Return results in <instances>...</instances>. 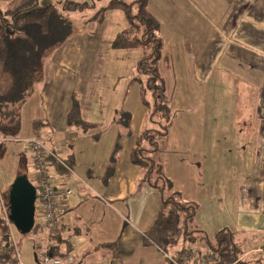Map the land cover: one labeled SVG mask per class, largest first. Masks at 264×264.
I'll list each match as a JSON object with an SVG mask.
<instances>
[{
	"label": "crops",
	"instance_id": "crops-1",
	"mask_svg": "<svg viewBox=\"0 0 264 264\" xmlns=\"http://www.w3.org/2000/svg\"><path fill=\"white\" fill-rule=\"evenodd\" d=\"M1 1L8 3L11 0ZM148 9L160 22L164 51L171 57V69L163 68L167 82L172 83L171 88L168 87L171 111L175 108L178 111L189 109L191 116L196 111L199 119L209 118L213 104L220 108L230 107L234 111L232 117L221 119L224 122L220 130L214 134L210 132L209 137L189 132L190 165L195 164L197 169L192 171L199 172L202 167H198L205 163L210 153L214 152L219 157V162L212 166L216 175L212 174L210 179L219 177L220 182L222 179L229 181L231 172L241 180L237 198L239 216L232 230L235 234L236 230L243 228L253 229L246 224L247 221L264 219V0H148ZM113 11L108 10L105 17L119 18L111 15ZM88 19V24L96 23L94 32L74 29L61 47L45 57L48 64L44 62L43 69L47 71L43 81L40 80L39 99L42 102L41 118L49 125L35 130L33 120L36 118H27L26 122L24 117L17 118L19 104L2 105L0 142L11 140L2 134L10 125L8 120L19 121L21 125L23 122L31 123L30 134L19 139L24 153H29L30 161L32 154L26 139L35 133L42 134L43 128L47 137L51 140L56 138L51 146L48 145L62 155L71 170L51 161L49 172L55 189L71 188L72 194L60 206L62 220L57 231L50 236L49 244L59 245L61 251L67 253L64 258L73 256L71 264H164L166 255L158 246L146 243L144 238L145 232L155 222L162 196L151 185H140L142 167L132 162L130 156L148 121V109L142 101L141 83L137 79L140 77L128 80L126 74H120L119 77L126 80L125 87H130L129 91L126 90L127 94L122 97L118 93L109 101L101 98L91 103L88 108L93 118L86 116L84 103L80 102L82 116L98 122V128L86 132L69 126L67 122L77 84L82 78H89L90 66L95 60L94 55H87L84 48L88 43L98 46L102 41L100 35L107 32L103 22ZM128 49L135 48L117 50ZM168 74L171 80H168ZM230 83L235 84L232 89L228 87ZM37 90L34 83L29 94H35ZM226 90L234 92V99L222 101L226 103L217 102L222 99L218 94ZM208 95L215 97L211 104L208 103ZM208 105V111H200ZM120 109L130 113L128 129L115 120ZM110 124L113 130L108 143L93 146L91 152L98 153V156L84 164L79 163V147L75 138L59 134L63 128H72L79 139L89 141V138H98L104 127L107 129ZM119 131L123 132L122 149L114 175L105 182L103 177ZM97 132L100 134L96 135ZM63 144L68 146V150L61 147ZM3 150L6 148L0 145L2 154L5 153ZM232 151L238 163H230ZM24 162L27 163V159L23 155L21 165ZM83 229L90 233V238L77 248L81 243L77 244L76 238L83 234ZM61 243L66 247L62 248ZM252 250H246V253Z\"/></svg>",
	"mask_w": 264,
	"mask_h": 264
},
{
	"label": "trees",
	"instance_id": "trees-1",
	"mask_svg": "<svg viewBox=\"0 0 264 264\" xmlns=\"http://www.w3.org/2000/svg\"><path fill=\"white\" fill-rule=\"evenodd\" d=\"M40 3L41 0H11L8 3L0 0V106H14L25 100L43 70L46 55L61 47L74 33V25L66 12L82 11L90 4L87 1L59 0L41 7ZM111 9L123 10L129 22L127 28L116 33L112 46L143 50L137 66L146 79H137L141 83L142 101L148 109V120L154 125L142 131L130 155L132 162L142 167L140 185L149 184L162 196L155 222L145 232V242L158 246L167 255L164 264H197L189 258L192 246L197 242L201 244L199 254L212 257L205 264H264L263 255L250 257V253L235 241L232 229L220 228L210 238L203 229L191 226L198 204L182 199L181 192L165 175L154 154L159 150L156 137L167 134L172 118L171 92L163 74V68L171 69V57L164 51L160 22L149 11L148 0H108L88 20L103 22L105 13ZM146 88L151 89L152 101L146 97ZM115 120L122 127L130 128L131 116L125 109L117 111ZM67 122L69 126L86 132L99 126L98 122L82 116L76 95L72 97ZM48 125L44 118L33 120L35 130ZM122 135L121 131L117 134L103 177L105 182L115 173L122 149ZM6 203L9 205L8 197ZM50 253L62 258L67 254L59 245L52 243ZM0 264H20L17 245L1 207Z\"/></svg>",
	"mask_w": 264,
	"mask_h": 264
},
{
	"label": "rangeland",
	"instance_id": "rangeland-1",
	"mask_svg": "<svg viewBox=\"0 0 264 264\" xmlns=\"http://www.w3.org/2000/svg\"><path fill=\"white\" fill-rule=\"evenodd\" d=\"M57 1L59 0H41L40 6L44 7L49 3ZM77 1H87L90 4L82 11H68L66 12V15L72 21L75 31L79 32L85 30V32H88V29L93 30L96 23L93 22L88 24L89 22L87 19L93 16L98 8L105 6L108 3V0ZM111 13V15L115 14L116 18H119L116 20L114 16H112V19L109 18V16L108 18H104L102 25H104L107 32L103 35H100V37H102L100 44L98 46H92L91 43H88L84 48L85 53L87 55L92 53L91 55H94L95 60L90 66L92 71L89 78H82L77 84V88L74 92L79 101L84 103V112L86 113V116H90L91 118H93V113L92 111L90 112L88 108L91 106V103L98 101L101 98L105 101H109L118 93V95L122 97L126 90L129 91L130 87H125L126 80L120 78V74H126L125 78H128V80L135 76H138L143 80L146 79L144 74L137 66L138 60L143 55L142 48L128 50H117L116 48H113L112 38L117 32L127 28L129 26V22L123 10L114 9V11ZM114 22L116 24L113 26L112 23ZM94 31L95 30H93V32ZM95 34L97 35V32H95ZM78 47L80 46H77L76 48ZM89 47L91 48L89 49ZM47 55L52 54L50 53ZM73 55H76V53ZM44 62L48 64L47 59ZM46 71L47 69H43L41 74H39L38 78L35 80V85L38 89L36 93L29 94L25 100L17 106L19 107V117L17 115V118L24 117V122H26L25 120L27 118L31 120L32 118H41L42 116L40 109L42 102L39 99V84L40 80L43 81L44 76H46ZM164 73L166 75V71ZM119 80L122 81L119 82ZM168 80H171V76H169V74ZM117 82L118 86L116 87L115 85ZM167 83V87L171 88L172 83L169 81ZM234 86L235 84L233 83L228 85V87L231 89ZM120 90L121 92H119ZM212 95H208L209 104L213 103L212 100L215 98L210 97ZM218 95L219 99L222 98L220 101H217L220 103H226L222 101L232 100L235 96L234 92L231 90H226L222 93H219ZM146 97L149 101H152L153 99L151 96V89L149 88H146ZM213 107L214 109H211L208 119H205L204 117L199 119V115L196 114V111L193 113V118L189 112V109L179 111L176 110V108L172 109V118L169 130L166 135H157L156 140L158 141L159 150L154 152L155 158L162 166L165 175L174 182L175 188L181 192L182 199L198 204L199 209L196 214L195 221L191 224V226L203 229L209 234L210 238H212L215 234V231L220 228L228 227L230 229H235V224L239 216L237 198L240 191L241 182V180L235 177L231 172L229 181L222 179V182H220L219 177H216L217 179H210L212 174V176L216 175V173H213L214 167L212 166H215L220 160L214 152L210 153V155L204 160L205 163L198 167H202L201 171H192V169H197V166L195 164L192 166L190 165V143L188 139V134H190L189 132L192 134L201 133L205 136L210 134V132H213L214 134L220 130L221 123L224 122L221 119L224 117H232L234 112L230 107L220 108V106L216 104H213ZM202 110L208 111L209 105L200 111ZM91 120L94 121L93 119ZM7 122L10 125L7 127V130L2 131V134H6V136L11 140H4L0 142V145H3V147L6 148V151L3 150V152H5L4 154L0 152V195L2 194L5 201L9 195L11 185L21 172L27 174L30 181L35 186L37 181L36 171L33 167L32 161H30L29 153H24L23 144L19 140L20 138H24L25 135L30 134V131L32 130L31 123L28 124L23 122L21 125L18 123L19 121L14 123L8 120ZM149 127H154V125L148 120L144 129ZM71 129L72 128L66 130V128H63V130H61L63 132H60L59 134L75 138L77 146L79 147L77 152L79 163L83 164L90 162L91 158L98 156V153L91 152L92 147H97V145L103 146L104 144H107L108 138L112 134L113 130L112 124H110L107 129L104 127L103 132L98 138H89L88 141L86 138L79 139L75 134L76 130ZM41 136L43 140L50 146L56 140V138L51 140L49 137H47L45 128H43ZM99 142L100 144H97ZM61 147L65 150H68V146L66 144H63ZM95 147L93 149H96ZM23 155L27 159V163L24 162V164L21 165V158ZM232 156L233 159L230 161V163L233 164L235 161L238 163L239 160L234 152ZM95 164H97V161ZM94 166L97 167V165ZM209 170H211L212 173L209 172ZM50 175L52 177L51 173ZM53 176H55V173H53ZM35 223V226L29 232H21L14 224L11 225L14 242L17 245L20 261L23 264H36L37 247L41 244H44L47 240V232L44 229V219L42 216H40V214L36 215ZM246 224L251 226L253 229L243 228L236 230L235 241L243 249L250 250L253 248L252 252H250V257H255L258 255L264 256V219L249 220ZM39 226H41V228H39ZM89 234L90 233L86 231V229H83V234L76 238V243H81L76 246L77 248L89 240ZM182 244L183 243H181V245ZM195 244L197 247L201 246L199 242ZM65 245L66 244L62 245L61 243L62 248H65ZM196 245H193L192 247L195 246V249L199 250L201 247L196 248ZM256 248H260V250H257ZM82 264L87 263L84 262Z\"/></svg>",
	"mask_w": 264,
	"mask_h": 264
},
{
	"label": "built area",
	"instance_id": "built-area-1",
	"mask_svg": "<svg viewBox=\"0 0 264 264\" xmlns=\"http://www.w3.org/2000/svg\"><path fill=\"white\" fill-rule=\"evenodd\" d=\"M25 143L30 147L32 154V163L36 171V211L37 214H40V216L43 217L44 229L47 232V240L44 244H41L37 247L36 264H71L74 260L73 256L62 258L54 256L50 253L49 238L57 231L60 226L62 220L60 206L64 202V200L72 194V189H55L52 182V177L49 172V166L51 164V161H53L59 164L64 169L71 170V168L66 160L63 159L57 151L52 149L43 140L40 133H35L34 136L26 139ZM0 207L3 216L7 220L11 229L12 224L9 219V205L6 203L2 195H0ZM39 228H41V226H39ZM18 257L20 260L19 252ZM189 258L197 264H205L207 260H212V257L210 255L207 257L205 255L199 254L198 249H195V247L190 251ZM20 264L23 263L20 261Z\"/></svg>",
	"mask_w": 264,
	"mask_h": 264
},
{
	"label": "water",
	"instance_id": "water-1",
	"mask_svg": "<svg viewBox=\"0 0 264 264\" xmlns=\"http://www.w3.org/2000/svg\"><path fill=\"white\" fill-rule=\"evenodd\" d=\"M37 188L27 174L16 177L10 187L9 219L21 232H29L36 222Z\"/></svg>",
	"mask_w": 264,
	"mask_h": 264
}]
</instances>
